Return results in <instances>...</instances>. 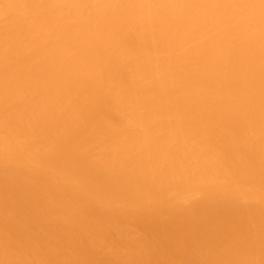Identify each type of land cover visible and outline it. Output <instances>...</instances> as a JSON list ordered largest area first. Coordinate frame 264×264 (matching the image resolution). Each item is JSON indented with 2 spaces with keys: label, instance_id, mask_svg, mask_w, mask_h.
<instances>
[{
  "label": "bare ground",
  "instance_id": "1",
  "mask_svg": "<svg viewBox=\"0 0 264 264\" xmlns=\"http://www.w3.org/2000/svg\"><path fill=\"white\" fill-rule=\"evenodd\" d=\"M0 264H264V0H0Z\"/></svg>",
  "mask_w": 264,
  "mask_h": 264
}]
</instances>
